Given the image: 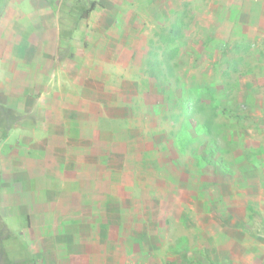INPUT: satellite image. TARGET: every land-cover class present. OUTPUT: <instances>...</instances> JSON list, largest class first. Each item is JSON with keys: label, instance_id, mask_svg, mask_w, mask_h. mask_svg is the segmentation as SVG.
Here are the masks:
<instances>
[{"label": "rangeland", "instance_id": "rangeland-1", "mask_svg": "<svg viewBox=\"0 0 264 264\" xmlns=\"http://www.w3.org/2000/svg\"><path fill=\"white\" fill-rule=\"evenodd\" d=\"M78 1L90 0H0V64L5 78L12 64L19 68V82H5L1 92L21 105L33 93L29 79L47 56L43 33L30 40L36 27L43 32L50 6L60 12L57 26L68 36L82 28L77 49L84 56H97L96 39L104 36L97 29L109 25H115L117 43L137 44L123 51L131 79L116 71L117 95L132 98L115 99V118L85 104V123L116 128L114 145L111 131H93L103 143L83 150L85 176L94 159L105 192L84 199L100 204L94 213L105 229L109 220L110 233L114 225L115 263L264 264V0H197L180 4L184 12L171 19L161 18L160 4L152 3L121 4L111 19L107 1L78 18ZM123 52L117 50V58ZM60 57L75 59L70 46ZM85 67L93 69L100 94L111 88L102 68ZM87 69L85 91H92ZM23 112L0 103L6 128L12 120L29 123ZM108 188L114 194L107 195ZM10 234L0 215V264H33L7 255L2 238Z\"/></svg>", "mask_w": 264, "mask_h": 264}, {"label": "crops", "instance_id": "crops-1", "mask_svg": "<svg viewBox=\"0 0 264 264\" xmlns=\"http://www.w3.org/2000/svg\"><path fill=\"white\" fill-rule=\"evenodd\" d=\"M98 1L101 4L104 1L109 3L108 17L111 19L118 17L117 11L121 4H160L159 16L171 19L175 11L184 12L185 6L180 7V4L192 6L197 3V0ZM131 12L132 18L139 17L137 12ZM44 13V18L48 21L44 24L43 32L36 27L30 41H39V33H43L42 43L47 60L43 70L37 66L33 77L29 79L33 84V93L24 97L27 98L25 104L21 105L14 95L6 96L1 92L5 82H19L18 66L12 64L11 76L5 78L4 65L0 64V103L12 108L22 106L23 114L31 119L27 124L17 121L13 124L12 120V125L7 128L3 126L5 121L0 119L1 133L7 131V136L0 141V215L11 229V234L2 238V245L15 262L30 259L33 264H116L114 225L110 233L109 220L106 221L105 229V222L94 213L100 209V204L88 205V200L85 202L84 199L85 195L94 197L104 195L105 192L104 187L100 188L98 185L100 172L93 164L94 159L87 162V168L91 172L85 176L83 152L85 146L103 143L100 140L101 134H94L93 131H111L114 139L111 143L114 145L116 128L113 123L107 124L106 128L102 124L85 123V104L100 105L101 113L108 118H115V99L132 98L131 95L128 96L129 92H119L117 95L116 71L129 75L131 79L132 66L124 52L130 51V47L134 50V45L137 44L132 42L124 46L125 40L117 43V39L113 37L117 34L115 25H109L107 28L97 29V32L101 31L98 35L104 34L96 39L97 56H84L77 49L78 43L83 40L82 28L75 29L77 32L71 38L72 33L68 36L69 33L57 26V20L61 19L59 11L50 6ZM145 16H148L147 12L143 13V17ZM68 46L75 59H61L60 54ZM117 50L124 51L120 58H117ZM85 65L102 68L108 87L111 83L107 92L100 94L101 89L97 85L99 81L94 80L93 69H87ZM137 68H141L139 63ZM85 69L89 71L88 84L93 88L92 91H85ZM87 113L93 115L94 112ZM109 145L110 138H107V146ZM75 150L78 153L75 154ZM105 163L109 166V156ZM114 178L113 173L112 179ZM85 179L91 182L85 183ZM112 194L114 192L110 193L108 188L107 195ZM41 195L51 197L42 201L39 199ZM89 211L93 213L88 214ZM22 215H26L27 219L23 227L19 221Z\"/></svg>", "mask_w": 264, "mask_h": 264}, {"label": "trees", "instance_id": "trees-1", "mask_svg": "<svg viewBox=\"0 0 264 264\" xmlns=\"http://www.w3.org/2000/svg\"><path fill=\"white\" fill-rule=\"evenodd\" d=\"M100 5L98 0H90L88 2L78 1L76 5H74L73 9L77 14L78 18H88L92 11H94ZM7 136V131H2L1 138ZM251 209V208H250ZM23 264V263H21Z\"/></svg>", "mask_w": 264, "mask_h": 264}]
</instances>
